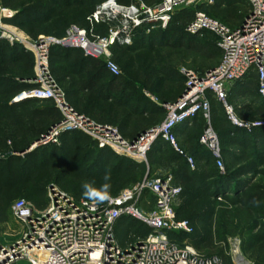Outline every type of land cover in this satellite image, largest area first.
I'll use <instances>...</instances> for the list:
<instances>
[{
	"label": "built area",
	"instance_id": "built-area-1",
	"mask_svg": "<svg viewBox=\"0 0 264 264\" xmlns=\"http://www.w3.org/2000/svg\"><path fill=\"white\" fill-rule=\"evenodd\" d=\"M245 2L249 7L248 15L236 28H230L203 12L196 13L194 21L187 26V33L194 36L204 32L215 35L222 52L221 62L204 75L184 70L187 85L183 95L175 103L165 104L166 117L162 123L135 141H127L115 127L80 115L67 103L65 94L49 71L51 47L80 48L87 56L104 60L108 72L118 77L121 71L111 52L114 45H132L139 31L150 34L154 30H164L175 13L197 6H212L214 0H164L156 7L142 1L125 6L116 0H105L88 18V29L72 25L62 39L41 36L36 45H30L28 49L35 54L36 75L33 82L37 87L22 92L14 103L29 99L52 100L62 112L63 120L39 144H47L61 133L79 131L97 141L100 149L109 148L132 160L146 162L147 153L161 139L180 155L186 156L191 169L195 170L194 159L179 148L175 131L191 125L199 114L210 120L212 99L224 105L233 125L250 132L264 128V120L251 124L240 122L233 106L227 103L229 90L246 81L252 73L258 75L259 94L264 98V0ZM13 16V11L1 9L0 40L27 44L28 39L23 41L11 31V27L3 25L5 19ZM104 23L111 27L108 35L101 37L95 33L94 27ZM200 144L211 152L220 172L224 173L220 139L211 124L201 135ZM181 192L180 187L173 185L172 176H147L117 197H110L105 205L77 200L55 187L50 189L48 205L44 209H36L33 204L19 200L11 212L16 221L26 225L27 231L10 245L0 242V264L20 261L30 264H223L219 257L200 255L192 245L185 243L180 246L170 240L168 233L171 232L193 233L188 221L177 218L175 203ZM147 193L155 198V203L152 208L144 209V202L148 207L151 205L145 199ZM123 217L141 221L152 230L151 233L144 240L121 246L115 235V226Z\"/></svg>",
	"mask_w": 264,
	"mask_h": 264
},
{
	"label": "rangeland",
	"instance_id": "rangeland-1",
	"mask_svg": "<svg viewBox=\"0 0 264 264\" xmlns=\"http://www.w3.org/2000/svg\"><path fill=\"white\" fill-rule=\"evenodd\" d=\"M28 1L35 2L38 0ZM158 2L159 0H151L150 4L144 3L150 7H156L155 4ZM215 4L216 1L214 0L213 6ZM210 7L212 6L192 7L191 11L193 12L190 13L194 16V11H198L200 8L207 14L215 16ZM244 8L245 6L241 4L240 9L244 11ZM1 9L3 8L0 2V11ZM88 11V8L76 9L78 14H86ZM3 25L11 27V31L19 37L23 33L25 36H22V39H28L27 44L19 41L14 43L18 42L26 49L30 45L37 44L38 40H33L24 31L5 22H3ZM230 25L234 26L236 24L232 23ZM186 26L187 21H179L173 27L168 25L166 29L157 33L156 42L148 45H134V43L129 46L121 45L122 48H118L115 54V60L118 64L115 63L120 68L121 78L119 87L112 91L108 90V79H104L96 86L98 92H81L79 86L83 81V76L68 75L71 69L74 72L77 70L68 65H60L59 68L62 69L60 77L63 78L64 82L60 85L59 82L56 84L66 98L67 93H71L76 105L82 110H88L86 115L90 117V120L102 123L96 118L103 117L113 123L114 126L112 127L116 129L118 128L114 122L139 121L140 111H143V109L152 115L158 116L164 109V99L175 98L181 82L186 81L187 85L184 70L204 75L221 62L222 57L214 45L212 35L207 33L198 37L188 36L186 35ZM125 47H129L131 50L122 53L121 51ZM48 66L50 74L53 75L50 56ZM34 72L36 75V69H34ZM10 73L11 70L8 66L0 67V77H10L12 76ZM256 88V80L253 78L243 90L256 93ZM255 97L244 92L231 95L230 102L234 107L235 116L240 122L251 124L255 121L264 120V101L257 100ZM15 98L6 95L0 89V241L4 245L12 244L27 231L26 225L15 220L11 210L13 205L20 199L35 206V203L40 201L35 197L36 191L44 190L46 192L43 207L35 206L36 209L41 210L48 205L49 191L53 187L75 195L77 198L88 199L83 195L84 189L82 186L85 182L91 183L97 189H100L105 183H110L111 187L108 195L119 193L131 186L125 182H120V186L113 190L116 179H118L117 175L114 174V169L117 167L116 162L99 164L95 167L96 173L92 174L88 180H79L75 174V168L85 160L83 157L86 150L84 149H88L94 139L90 137L89 141L79 144L74 149L66 145L67 154L65 156L59 155V151L65 145L64 137H77L79 133L76 131L61 133L55 140L47 144H39L37 140H32L29 135L32 130H37L40 133L45 132L46 129L41 126L42 121L25 118L23 113L43 107L46 104H29L16 107ZM53 104L56 106L55 103ZM213 109L212 121H218V124H214V127L216 131H219V127L224 125L220 121L227 119V117L216 105ZM223 127L224 133L229 131V127L225 125ZM241 130L240 133H250L246 128H241ZM252 141H255L256 146V150L252 153L260 164L254 174H249L247 179L243 181L235 179L230 180L225 185L219 184L218 181L211 184V188L215 185L222 187L219 188L222 196L233 201H236L239 196L247 194L250 197L249 206H255L256 202H260L264 198V138H254ZM95 142L97 143V141ZM34 143L37 146L26 153L14 151V148H21ZM182 149L187 151L190 156L194 153L197 157L200 156L199 151H193L192 153L185 147H182ZM230 150L237 153L236 147H231ZM114 154L116 157L122 156L115 152ZM139 163H144L146 173L149 167L152 175L174 176V166L169 164L166 157L158 153H154L152 162L149 161L146 155V162ZM90 165H92L91 162L88 163V166ZM229 165V159H225V172L221 173L222 176L228 174ZM206 171H208L206 164L202 162L199 173L202 174ZM105 175L110 177L109 181L104 180ZM143 177L144 175L139 180ZM175 178L180 187L186 191L175 203L176 209L178 212H182L183 219H190L194 223L195 233L205 238L197 250L200 255L206 257L219 256L222 260L228 257L232 264H238L237 260L239 261L240 258L242 262H239V264H264V250L260 252L249 250L246 247L251 235L260 231V227L252 231L251 222L261 219L264 223V216H255L250 221V212L239 207L229 209L227 205L222 204L221 200L214 198L215 194L207 191V188H196L192 183L193 177L186 176V180ZM223 188L229 190L223 191ZM210 237L213 239L212 242ZM23 263L21 261L17 264Z\"/></svg>",
	"mask_w": 264,
	"mask_h": 264
},
{
	"label": "trees",
	"instance_id": "trees-1",
	"mask_svg": "<svg viewBox=\"0 0 264 264\" xmlns=\"http://www.w3.org/2000/svg\"><path fill=\"white\" fill-rule=\"evenodd\" d=\"M28 1V0H27ZM26 0H0L1 6L3 9H8L16 14L10 18L5 19V23L14 26L22 31H24L29 37L33 40H38L39 37H53L56 39H62L66 36L67 31L72 25H76L82 29H88L89 23L88 18L93 14V12L97 9V7L104 2L105 0H38L35 2H27ZM119 4L128 6L132 2L136 0H116ZM147 4L151 3V0H142ZM164 0H159L155 6H159L162 4ZM216 4L210 9L213 11L214 15L212 16L207 14L204 10L198 9V11H194V16L191 14V8L185 9L175 13L172 17L171 22L169 25L171 27L176 26V23L179 21H187V26L194 21L197 12H203L207 16L212 19L218 20L219 22L223 23L224 25L230 28H236L240 26L245 17L248 15L249 7L245 0H215ZM244 5V11L240 9V5ZM84 9L88 8L89 11L86 14H78L76 9ZM219 17V18H218ZM81 18V19H80ZM236 24L234 26L230 24ZM186 26V29H187ZM111 25L108 23L95 25L94 30L95 33L101 37L108 35L109 29ZM163 31V29H158L152 31L150 34H147L144 30L138 32L137 36L134 40V45H148L152 42H156V35L157 33ZM208 32H204L202 35H190L186 31V35L191 37H198L207 34ZM23 34V33H21ZM211 34V33H208ZM214 39V45L220 56L222 57V52L217 46V37L211 34ZM23 36H25L23 34ZM118 48H122L120 44H116L111 48L112 52V59L114 62L115 54ZM131 49L129 47H125L121 52H127ZM219 55V54H218ZM50 66L52 70V77L59 85L64 82L63 78L60 76L62 75V69H60V65H68L71 68L77 69L74 72L72 69L69 71V74H76L79 77L83 78L79 86V90L83 93H96L97 85L100 84L104 79H108V90L112 91L119 87V82L121 75L118 77L112 76L107 68L105 61L102 59H97L92 56H87L85 51L80 48H64L59 45L52 46L50 49ZM117 63V62H116ZM118 64V63H117ZM8 66L11 70L12 76H1L0 77V89L3 90V93L6 95L16 97L20 95L22 92L32 90L37 87V85L33 82L35 79V56L33 52L26 49L22 44L16 42L11 44L6 39L0 40V67ZM213 69V68H212ZM256 80L257 88L255 92H249L243 90L247 84L252 79ZM186 89V81L181 82L178 88V93L175 98H166L164 99V104H172L175 103L185 92ZM244 92L246 94H251L252 96H256L255 98L261 99L264 101L259 94V79L256 73H252L250 77L244 81L243 83H239L233 86L231 90H229L227 103L231 106L232 103L230 102L231 95H236L237 93ZM67 103L80 115H83L90 119L89 116L86 115L88 110H82L78 105H76L74 98H72L71 93H67ZM25 102V103H24ZM44 103L43 107H38L31 111H25L23 116L25 118H32L34 120L42 121L41 126L45 128V132L40 133L37 130H32L30 132V138L33 140H38L43 135L47 134L51 127L58 125L63 120L62 112L53 104L52 100H36V99H29L22 101L20 103H15V106H26L29 104H40ZM219 108L226 114L227 119L220 121L224 123L225 126L229 127V131L224 133V125L219 127V131H216L214 124H218V121H212L214 107ZM234 109V107H233ZM166 117V110L165 108L158 114V116L152 115L151 113L147 112V116H140L139 121H154L156 122L153 127L159 125L158 121H163ZM99 124L102 125H112L103 117L96 118ZM98 123V122H97ZM211 124L214 131L217 133L220 143H221V150H222V157L225 163V159H229L230 161V169L226 176H222L219 168L216 165V160L213 158L211 152L204 146L200 144V137L204 133L205 129ZM152 127V128H153ZM177 128L175 134L178 138V146L181 150H183L187 156H190L187 151L182 149L181 145L179 144V137L178 133L180 131L186 132V140L188 142V150L192 151H199L200 156L197 157L196 155L192 154V157L196 163V169L192 170L190 164L188 163L187 157L180 155L169 143L158 140L155 145L151 148V150L147 153V158L149 161H153L154 153H158L164 157L169 162L170 165L174 166V176L173 177V185L176 187H180L177 183V179L179 180H186V176L193 177L192 183L195 185L196 188L206 189L207 191H211L212 194H215L214 198L221 200L223 205H227L229 209L233 208H241L246 209L248 212L251 213L250 221L255 216H264V198L260 202H256L255 206H249L248 201L250 197L245 194L243 196H239L236 201L231 200L230 198L223 197L222 193L218 187L215 185L211 188L212 183L219 182L228 184L230 180L241 179L242 181L247 179L249 174H254L255 170L259 168V162L257 161L255 155L252 153L256 150L255 139L264 138V128L254 129L249 134L247 133H240L242 130L241 128L235 126L230 121L225 107L222 103L212 99V112L210 120L206 119L203 114H199L198 117L194 120L193 124L190 128L186 130H179ZM75 132V131H74ZM77 137H64L65 145L62 147L61 151H59V155L65 156L67 154L66 145L67 147L74 149L79 144L85 143L89 141L91 138L79 131ZM120 132V131H119ZM121 134V132H120ZM225 134V135H223ZM122 135V134H121ZM123 137V136H122ZM124 138V137H123ZM33 142V141H32ZM32 144L28 146L21 147V148H14V151L17 153H22L23 151H27L28 148ZM194 147V148H193ZM231 147L237 148V153H234L230 150ZM164 149V150H163ZM84 155V159L78 166L75 168V174L79 180H88L92 174L96 173V166L99 164L105 163H113L116 162L117 167L114 169V174L117 175L116 183L113 188L117 189L120 185V182H125L126 184H130L128 188H132L135 185L141 183L147 176L150 178L154 177H168L171 175L165 176H158L152 175L151 170L148 167V171L146 173V169L144 167V163H139L132 159L123 156H115L114 151L109 148L100 149L97 143L93 140L92 145L88 146V149ZM162 150V151H161ZM91 162L92 165L88 166V163ZM206 164V168L208 171L200 174L199 168L201 163ZM144 177L139 180L142 176ZM139 180V181H138ZM241 181V182H242ZM207 182V183H206ZM211 182V183H210ZM182 192L179 199L183 196L186 192L182 187H180ZM127 189V188H125ZM123 189V190H125ZM122 190V191H123ZM223 191L229 189H222ZM121 191V192H122ZM213 191V192H212ZM121 192L116 194H109L110 197H117ZM66 193V192H65ZM68 194V193H67ZM71 195V194H69ZM46 196V192L36 191L35 197L40 200L36 202L35 206L43 207L44 199ZM77 200H82L77 198L75 195H71ZM220 197V198H219ZM145 199L148 200L151 205H148L144 202L142 204V208H152L155 203V198L147 193ZM178 199V200H179ZM224 199V200H222ZM22 200V199H20ZM88 200V199H84ZM93 201V200H90ZM97 202V201H96ZM100 205H105L107 201L104 203L97 202ZM32 204V203H31ZM175 211L177 214L178 220L181 221H188L193 228L192 234L186 233H168L169 238L172 242L183 246L185 243L192 245L196 250L200 248L203 241L205 240L204 237H201L195 233V225L190 219H183L182 212H178L175 206ZM251 230L258 229L260 227V231L256 234L251 235L248 243L247 249L249 250H264V223L261 219L253 220ZM151 229L142 223L141 221L133 218V217H123L121 218L116 226H115V235L117 241L121 246H126L131 242L137 240H144L148 237L151 233ZM251 231V232H252ZM210 241L212 242L213 239L210 237ZM210 242V243H211ZM219 257V256H216ZM221 258V257H219ZM223 264H232L230 258H224Z\"/></svg>",
	"mask_w": 264,
	"mask_h": 264
},
{
	"label": "crops",
	"instance_id": "crops-1",
	"mask_svg": "<svg viewBox=\"0 0 264 264\" xmlns=\"http://www.w3.org/2000/svg\"><path fill=\"white\" fill-rule=\"evenodd\" d=\"M15 14H16V12H14V15ZM140 114L142 116H147V111L143 109V111H140ZM155 123L156 122H154V121H151V123H150V121H120V122H117V123L114 122V124L116 125V127L121 132L122 136L127 141H135V140H137V138L139 137V135H141L142 133H144V132L148 131L149 129H151L155 125ZM157 123L160 124V123H162V121H158ZM191 125H186V126L180 127L179 130H186V129L190 128ZM185 133H186L185 131L184 132L180 131L178 133L179 144L182 147H185L186 149H188V146L189 145H188V142L186 140ZM22 262H24L23 264L28 263L26 261H22ZM17 263H15V264H17ZM28 264H30V263H28Z\"/></svg>",
	"mask_w": 264,
	"mask_h": 264
},
{
	"label": "clouds",
	"instance_id": "clouds-1",
	"mask_svg": "<svg viewBox=\"0 0 264 264\" xmlns=\"http://www.w3.org/2000/svg\"><path fill=\"white\" fill-rule=\"evenodd\" d=\"M104 180L109 181L110 177L105 175ZM82 187L84 189V197L90 200L100 203L110 200V196L108 195L109 189L111 187L110 183L103 184L100 189L95 188L91 183L88 182H85Z\"/></svg>",
	"mask_w": 264,
	"mask_h": 264
},
{
	"label": "water",
	"instance_id": "water-1",
	"mask_svg": "<svg viewBox=\"0 0 264 264\" xmlns=\"http://www.w3.org/2000/svg\"><path fill=\"white\" fill-rule=\"evenodd\" d=\"M54 127H55V126L51 127L50 130L47 132V134H45V135H43L41 138H39V139L37 140V142H40L41 140H45V139L47 138V136L50 134V132L52 131V129H53ZM34 145H35V143H34L32 146H30V147L28 148L27 151H30ZM27 151H23L22 153H26Z\"/></svg>",
	"mask_w": 264,
	"mask_h": 264
},
{
	"label": "bare ground",
	"instance_id": "bare-ground-1",
	"mask_svg": "<svg viewBox=\"0 0 264 264\" xmlns=\"http://www.w3.org/2000/svg\"><path fill=\"white\" fill-rule=\"evenodd\" d=\"M13 29V28H12ZM21 35V37L23 36V34H20ZM18 37H19V35H18ZM20 37V38H21ZM22 39V38H21ZM26 40V38L25 39H23V41H25ZM35 147V146H34ZM239 262H242L240 259H239Z\"/></svg>",
	"mask_w": 264,
	"mask_h": 264
}]
</instances>
